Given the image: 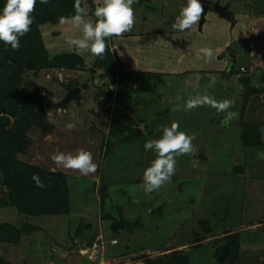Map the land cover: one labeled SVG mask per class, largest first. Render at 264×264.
<instances>
[{"label": "rangeland", "instance_id": "rangeland-1", "mask_svg": "<svg viewBox=\"0 0 264 264\" xmlns=\"http://www.w3.org/2000/svg\"><path fill=\"white\" fill-rule=\"evenodd\" d=\"M100 2L81 0L93 21ZM59 3L62 17L75 13L76 0ZM185 3L138 0L132 30L107 38L100 60L89 51L77 54L67 38L80 31L70 22L48 21L43 9L40 17L32 14L34 31L20 37L21 47H7L6 62L18 80L0 83V101L6 95L0 124L20 141L14 146L20 164L39 176L64 175L55 178L64 182L68 203L58 213L35 216L20 215L10 202L0 205V264H222L228 258L229 264H264V0H201V21L179 32L173 23ZM231 64L236 73L227 76ZM120 69L131 74L124 100L138 99L148 110L115 105ZM211 76L216 84L208 87ZM242 77L250 90L246 100ZM76 86L78 100L62 105ZM38 93L51 131L26 127L20 117L24 102ZM205 93L232 100L230 111L238 115L226 120L209 106L185 110L187 99ZM173 122L194 135L195 151L176 156L171 181L145 194L143 172L156 157L143 145ZM242 122L256 123L258 145L243 143ZM57 148L90 151L95 173L56 165L50 157ZM2 175L0 166L5 202ZM17 231L18 243L5 241L17 239Z\"/></svg>", "mask_w": 264, "mask_h": 264}, {"label": "clouds", "instance_id": "clouds-1", "mask_svg": "<svg viewBox=\"0 0 264 264\" xmlns=\"http://www.w3.org/2000/svg\"><path fill=\"white\" fill-rule=\"evenodd\" d=\"M45 5L50 0H4L0 7V42L12 50L21 47L20 37L30 31L34 17L32 12L37 4ZM138 0H101L99 6L95 7L92 15L95 21L88 18L85 8L81 7V0L74 4L75 13L68 17H61L60 23L70 22L77 28L81 35L69 36L67 43L77 54L89 51L95 57H103L106 50V40L110 37H119L123 33L132 30L135 17L133 5ZM201 0H186L185 5L180 9L173 28L179 32L190 30L200 20L203 13ZM204 56L211 57L209 49H202ZM216 84V77L209 78L208 87ZM209 106L218 113H225V119L231 120L238 115L230 111L233 101L230 99L217 100L205 93L189 98L185 102V110H192L197 107ZM68 128H75L76 124H67ZM194 135L181 131L177 122L164 127L162 134L157 139L146 140L143 148L145 152H154L153 159L143 172L142 188L145 194L159 190L166 182H170L175 174L176 156L194 153L192 141ZM50 159L58 166L65 169L78 170L81 175L95 173L97 165L93 161L90 151L80 149L75 154L65 153L56 149ZM31 179L39 188L44 187L39 175L33 173Z\"/></svg>", "mask_w": 264, "mask_h": 264}, {"label": "trees", "instance_id": "trees-1", "mask_svg": "<svg viewBox=\"0 0 264 264\" xmlns=\"http://www.w3.org/2000/svg\"><path fill=\"white\" fill-rule=\"evenodd\" d=\"M59 1L60 0H50V3L45 5H41L39 4V2H37L32 14L34 15L37 13V17H40L41 14H39V11L43 9L44 13L47 15L48 21L49 20L57 21L63 16L62 12L60 11L61 8L58 7L61 5ZM144 1L145 0H140L141 3H143ZM1 2H3L4 4V0H0V7L3 6ZM34 28L35 27L32 24L30 26V31L27 34H25L24 37L29 36L30 32L32 30L34 31ZM33 33H36V31ZM10 51L11 49H8L2 42H0V53L2 52V54L4 55L3 57L0 58V64H2V67L4 68V75L0 77V83L2 81L9 82L10 80L11 83L13 84L15 79H16V83L18 80V73H16L17 72L16 69H14V67L10 64L9 61L6 62V60L9 58L7 56V53H9ZM105 58L106 57H104L103 59ZM76 59L79 62H82L81 58L78 55ZM233 67L234 66L231 64L229 69L226 68V70L228 69L229 73H227L226 70H224L227 76L234 75L236 73L234 72ZM111 72L115 73V71L113 70ZM116 74H118V76H116L117 78L115 77V79H117L115 100H114V103L116 102L115 105H117V103H121V104L124 103L125 101L123 98L124 93L128 90V88L132 87L129 81V77L131 75L130 73H124L123 70L120 69L118 70V72H116ZM240 84L243 85L244 87L245 92L243 95L246 100L248 97L247 93L250 92V90L247 88V79L245 77H242ZM246 89H248V91ZM14 93L15 92H13V94ZM1 98L2 99L0 101V107L5 104L6 95L5 97H1ZM244 103H242V105H244ZM42 104H43V108H42ZM15 112H16V108L13 109L10 113L11 115H15ZM20 114H21L20 117L23 116V119L25 121L24 124L26 125V127L37 125L43 131L49 128L51 131L52 128H54L53 125L47 119V111L44 107V97L41 96L40 93H38V95L35 96L34 98L29 99L28 102L27 100L24 102V105L21 107ZM241 115L242 113H240V117ZM114 118H116V114L114 115ZM240 127H241L240 138L244 144H249V145L259 144V131H258V126H256V123L242 122L240 124ZM3 129H4V124L1 123L0 124V166L3 169V175H2L3 183L6 185L8 191L5 192V194H3L4 195L3 198L5 202H0V205H7L8 202H10V204L15 208L17 213L24 216L27 215L35 216L40 214L50 215L60 212L63 208V205H65V203L66 204L68 203V198L65 197L64 194L65 191L64 182L60 179L59 180L56 179L55 177L61 176L62 179L64 178V175L49 174L46 172H42L41 176L39 177L43 181L44 187L43 188L37 187L35 182L31 179L34 172L30 169L29 166L20 164L14 155L15 153L14 146H16L20 141L15 137L8 136V133L4 132ZM4 231L5 230L0 228V232H4ZM16 234H17L16 235L17 239H12L9 236V239H6L5 241L10 243H18L19 241L18 236H20V232L17 231ZM0 262L4 263L5 261L0 258Z\"/></svg>", "mask_w": 264, "mask_h": 264}, {"label": "water", "instance_id": "water-1", "mask_svg": "<svg viewBox=\"0 0 264 264\" xmlns=\"http://www.w3.org/2000/svg\"><path fill=\"white\" fill-rule=\"evenodd\" d=\"M216 5V4H215ZM212 6V8L214 7V9H217V11L220 13V14H224V12L221 10V8L217 7V6ZM229 61L232 62L233 61V58H232V55L229 56ZM79 90H80V87L79 86H76L74 88H71V89H67V92L65 94V97L63 98L62 100V105H64L66 102H68L69 99H75V100H78V98L80 97L79 95ZM61 104V103H60ZM128 122H130V118L129 116H126ZM55 260L56 257H55ZM230 263V258L226 259L224 262H222V264H229Z\"/></svg>", "mask_w": 264, "mask_h": 264}, {"label": "crops", "instance_id": "crops-1", "mask_svg": "<svg viewBox=\"0 0 264 264\" xmlns=\"http://www.w3.org/2000/svg\"><path fill=\"white\" fill-rule=\"evenodd\" d=\"M203 6V5H202ZM204 8V7H203ZM140 9V8H139ZM139 12V11H138ZM201 18H202V16H201ZM201 21V20H200ZM146 67H148V66H146ZM148 75V74H147ZM133 87H135L133 90H136V85L135 86H133ZM137 91V90H136ZM80 93V92H79ZM124 104H126V105H130L129 107H131V108H134V109H136L135 111L136 112H138L139 110H140V108H144V107H146L147 106V103L146 104H144V102H141V101H139L138 99H132V100H127L126 99V101H124ZM144 106V107H143ZM145 109H149V106H147V108H145ZM150 111H148L147 113H149ZM147 115H150V113L149 114H147Z\"/></svg>", "mask_w": 264, "mask_h": 264}]
</instances>
